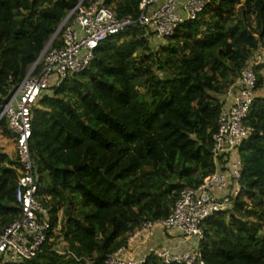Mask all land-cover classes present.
Returning a JSON list of instances; mask_svg holds the SVG:
<instances>
[{
  "label": "trees",
  "instance_id": "trees-1",
  "mask_svg": "<svg viewBox=\"0 0 264 264\" xmlns=\"http://www.w3.org/2000/svg\"><path fill=\"white\" fill-rule=\"evenodd\" d=\"M78 1L0 0V112ZM103 3L123 17L136 14L139 0ZM164 40L153 51L144 27L129 25L97 46L86 70L38 99L29 151L50 240L20 264H105L142 222L165 218L184 187L215 171L221 96L264 44V0H209ZM262 81L259 74L257 89ZM246 123L253 131L237 148L233 209L202 223L205 264H264V95ZM0 136L14 139L3 116ZM18 175L17 156L0 147V232L18 216ZM59 224L62 251L53 239ZM142 264L164 262L148 253Z\"/></svg>",
  "mask_w": 264,
  "mask_h": 264
},
{
  "label": "built area",
  "instance_id": "built-area-1",
  "mask_svg": "<svg viewBox=\"0 0 264 264\" xmlns=\"http://www.w3.org/2000/svg\"><path fill=\"white\" fill-rule=\"evenodd\" d=\"M208 1L139 0L135 15L118 17L103 0H79L64 17L59 30L61 44L51 46V42L44 46L1 106L0 117H5L14 134L19 164L16 183L19 212L0 232V264L30 260L50 240V213L39 199L42 196H39L35 160L29 151L32 113L38 99L51 87L86 70L94 58V50L106 38L129 25H139L144 27L148 40L165 39L183 22L195 20ZM260 66H264V44L252 53L221 96L211 149L215 171L197 186L184 187L165 218L142 222L128 236L125 245L107 256L105 264H142L148 253L164 264H205L199 251L204 238L202 223L215 213L231 211L240 192L241 160L237 148L253 131L246 119L256 97ZM154 230L175 231L180 237L179 244L186 245V249L158 244L148 253L136 255V243L143 242Z\"/></svg>",
  "mask_w": 264,
  "mask_h": 264
},
{
  "label": "rangeland",
  "instance_id": "rangeland-1",
  "mask_svg": "<svg viewBox=\"0 0 264 264\" xmlns=\"http://www.w3.org/2000/svg\"><path fill=\"white\" fill-rule=\"evenodd\" d=\"M150 44V47L152 48L153 51L157 50L159 48L160 45H163L166 43V41L164 39L161 40H149L148 42ZM160 74V72H158ZM263 81L261 86L258 88V95H264V74H261ZM0 147L2 152L7 153L12 159L16 158V154H15V142L13 137H3L0 136ZM43 182V180H42ZM40 196V194H39ZM42 201V197L39 198ZM58 219H60L62 217V210L58 211ZM60 224L58 225V227L54 230V236L53 239L55 241V247L59 250H64L66 247V242L63 239V236L60 233Z\"/></svg>",
  "mask_w": 264,
  "mask_h": 264
},
{
  "label": "crops",
  "instance_id": "crops-1",
  "mask_svg": "<svg viewBox=\"0 0 264 264\" xmlns=\"http://www.w3.org/2000/svg\"><path fill=\"white\" fill-rule=\"evenodd\" d=\"M260 74H264V69L260 70ZM258 93L259 91L257 89L256 94ZM179 240L180 237L175 231L154 230L143 242L136 243V255L146 254L158 244H166L169 247L175 246L178 250H185L186 245L179 244ZM176 245H178V247Z\"/></svg>",
  "mask_w": 264,
  "mask_h": 264
},
{
  "label": "water",
  "instance_id": "water-1",
  "mask_svg": "<svg viewBox=\"0 0 264 264\" xmlns=\"http://www.w3.org/2000/svg\"><path fill=\"white\" fill-rule=\"evenodd\" d=\"M61 25H62V22L60 23V25L58 26V28L55 30V32L53 33V35L51 36V38L49 39V41L46 43V45H49V44L53 41V39H54V38L56 37V35L58 34ZM44 48H45V47H44ZM44 48H43V50H44ZM43 50H42V51H43ZM42 51H41V53H42ZM41 53H40V55H41ZM40 55H39V56H40ZM39 56H38V57H39ZM38 57H37V59H38ZM37 59H36V60H37ZM36 60H35V62H36ZM35 62H34V63H35ZM0 118H1V117H0Z\"/></svg>",
  "mask_w": 264,
  "mask_h": 264
}]
</instances>
